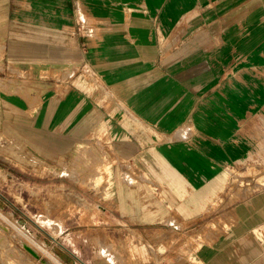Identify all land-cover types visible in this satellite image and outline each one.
<instances>
[{"label":"crops","instance_id":"0c3cea01","mask_svg":"<svg viewBox=\"0 0 264 264\" xmlns=\"http://www.w3.org/2000/svg\"><path fill=\"white\" fill-rule=\"evenodd\" d=\"M0 139L40 217L107 164L94 203L174 264H264V0H0Z\"/></svg>","mask_w":264,"mask_h":264},{"label":"rangeland","instance_id":"374dc122","mask_svg":"<svg viewBox=\"0 0 264 264\" xmlns=\"http://www.w3.org/2000/svg\"><path fill=\"white\" fill-rule=\"evenodd\" d=\"M8 87L14 90L15 86L9 84ZM2 144L9 151L10 140L0 139V147ZM86 150L98 151L92 146ZM102 153V158L107 161V151L103 149ZM84 159L85 156L82 161L75 157L62 159L54 163L57 168L52 166L51 174L65 173L58 167L68 164L74 168L76 161L82 165ZM109 167L105 164L104 170L96 174L67 172L72 177L68 180L86 176L88 183L93 182L95 188L80 189L79 193L86 197L82 207L74 208L68 204L66 211L55 208V217L49 219L38 215L40 206L28 203L26 188L22 189L23 196L17 197L20 184L34 178L39 180L40 175L20 170L0 155V260L19 264H45L41 259L49 264H174L173 257L178 254L175 245L168 242L164 246L156 244L154 239H146L136 229L110 219L107 204L94 203L96 190L97 194H103L101 185L104 183L105 194L108 193L107 185L111 183ZM25 245L35 250L40 258Z\"/></svg>","mask_w":264,"mask_h":264},{"label":"water","instance_id":"95a60500","mask_svg":"<svg viewBox=\"0 0 264 264\" xmlns=\"http://www.w3.org/2000/svg\"><path fill=\"white\" fill-rule=\"evenodd\" d=\"M25 248L30 251L35 257L40 258V255L35 250L31 249L27 245H25ZM41 261L45 264H49L45 259H41Z\"/></svg>","mask_w":264,"mask_h":264}]
</instances>
